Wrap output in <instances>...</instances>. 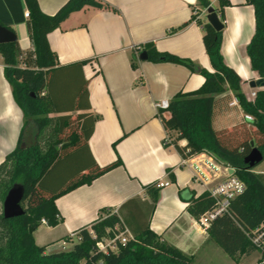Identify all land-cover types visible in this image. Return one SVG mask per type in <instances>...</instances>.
<instances>
[{
    "label": "crops",
    "instance_id": "crops-1",
    "mask_svg": "<svg viewBox=\"0 0 264 264\" xmlns=\"http://www.w3.org/2000/svg\"><path fill=\"white\" fill-rule=\"evenodd\" d=\"M67 1L37 3L42 13L51 16ZM98 1L106 9L86 8L72 13L47 40L59 66L88 61L83 65V75L88 80L89 112L95 118L89 152L100 167L117 159L121 166L59 197L55 205L61 223L56 227L41 224L33 233L34 241L38 229H46L50 241L58 245L104 217L102 210H107L118 215L132 237L147 227L161 242L192 257V264H251L252 260L246 259L261 258L258 252L237 261L222 256L209 241L207 230H202L187 212L190 199L200 196L205 188L182 164L173 145L177 133L163 128L155 104L170 101L179 92L197 90L203 77L182 65L138 59L142 49L150 45L213 72L202 41L206 14L201 0ZM219 1L212 7L224 24L221 53L249 97L254 90L248 83L258 78L246 56L255 29L253 7L245 0H226L227 5L220 8ZM25 12L23 0H0V23L13 30L23 55L32 49ZM244 116L233 92L215 97V131L243 123ZM22 126L23 115L13 100L0 55V164L14 150ZM185 145V140L177 142L181 148ZM157 182L169 185L158 189L152 207L146 187ZM35 243L45 247L46 253L52 247V243Z\"/></svg>",
    "mask_w": 264,
    "mask_h": 264
},
{
    "label": "trees",
    "instance_id": "trees-1",
    "mask_svg": "<svg viewBox=\"0 0 264 264\" xmlns=\"http://www.w3.org/2000/svg\"><path fill=\"white\" fill-rule=\"evenodd\" d=\"M23 1L32 49L23 55L17 41L0 45L5 79L23 115L17 144L0 164V202L19 183L25 188L26 208L19 218L6 220L0 215V264H192V257L161 242L147 227L133 235L135 241L124 246L118 244L115 252H101L98 244L123 230L118 215L107 210H102L104 217L77 231V241L69 251L46 253L45 247L36 245L33 233L42 221L48 227L61 223L55 205L59 197L90 185L121 166V162L117 159L100 167L89 152L95 118L89 112L88 80L83 75V65L88 61L59 66L47 40L72 13L106 7L98 0H68L49 16L41 12L37 0ZM245 1L253 7L255 18L246 56L250 70L258 78H264V0ZM225 5L226 0L219 1L220 8ZM201 6L207 8L209 1L201 0ZM0 26L14 34L10 28L1 23ZM202 30L203 46L213 72L172 54L158 52L150 45L142 51L148 61L182 65L204 79L197 90L177 93L167 109L157 111V116L165 130L176 131L173 145L182 158L205 153L234 169V176L243 182L245 190L230 203L228 213L216 217L207 229L209 241L237 261L241 256L258 252L248 235L264 225V180L253 172L258 165L249 168L244 163L251 151L250 142L264 154V89L254 90L255 98L248 100L242 92L241 79L225 64L221 53L222 32H216L206 22ZM228 90L253 121L215 131L212 127L215 97ZM180 140L186 141L182 148L177 146ZM146 191L154 207L158 189L152 184ZM214 207V200L204 192L190 199L187 212L198 221ZM30 229L34 230L32 234ZM260 256L264 259V255Z\"/></svg>",
    "mask_w": 264,
    "mask_h": 264
},
{
    "label": "built area",
    "instance_id": "built-area-1",
    "mask_svg": "<svg viewBox=\"0 0 264 264\" xmlns=\"http://www.w3.org/2000/svg\"><path fill=\"white\" fill-rule=\"evenodd\" d=\"M217 1L219 0H209V6L212 7ZM207 8L203 10V13L206 14ZM25 17L28 18L27 11L25 12ZM254 98L255 92L252 91L249 94L248 100L252 101ZM168 107L169 101L166 100L155 104L157 110L167 109ZM244 119L249 123L253 121V118L249 115H245ZM182 164L191 169L194 180L203 185L205 192H207L210 198L215 202L214 209L204 214L197 221L202 230H207L210 223L216 217L228 213L230 203L244 192L245 186L234 174L230 173L232 168L223 166L205 153L182 158ZM168 185V182H157L154 184V187L160 189ZM42 223L45 224L44 221H42ZM71 237H75V235L73 234ZM248 237L258 253L264 255V225L253 230ZM130 241L135 240L127 230L123 228L122 231L114 234L113 237L103 239V241L98 244V248L103 253L115 252L118 244L124 246Z\"/></svg>",
    "mask_w": 264,
    "mask_h": 264
},
{
    "label": "water",
    "instance_id": "water-1",
    "mask_svg": "<svg viewBox=\"0 0 264 264\" xmlns=\"http://www.w3.org/2000/svg\"><path fill=\"white\" fill-rule=\"evenodd\" d=\"M206 23L209 24L216 32H222L224 30V24L220 20L216 10L209 6L206 9L205 16ZM16 41V37L13 33L6 30L2 26H0V45H5L9 43H13ZM139 61L147 60V55L145 52H141L138 57ZM248 86L250 89L261 90L264 89V78H257L249 81ZM251 151L245 157L244 163L249 168H254L255 166L261 164L263 162L264 156L262 153L254 147V143L250 142ZM231 174H234V170H230ZM188 195V192L184 193ZM25 196V188L22 184L16 183L14 184L6 194L3 202H2V217L6 220L19 218L24 215L25 211L22 208V203L24 202ZM34 232L33 229L29 230V233L32 234Z\"/></svg>",
    "mask_w": 264,
    "mask_h": 264
},
{
    "label": "rangeland",
    "instance_id": "rangeland-1",
    "mask_svg": "<svg viewBox=\"0 0 264 264\" xmlns=\"http://www.w3.org/2000/svg\"><path fill=\"white\" fill-rule=\"evenodd\" d=\"M22 67V65L20 66ZM247 124H249V122H246V121H243ZM264 156V154H263ZM253 172L254 174L260 176L263 180H264V159H263V162L258 165L257 167H255L253 169ZM22 208L25 209L26 208V202H23L22 203ZM0 215H2V202H0ZM49 231L46 230V229H38V231L34 234V237H35V241L37 243H41V242H45V243H52V241H50V237H49ZM76 236V235H75ZM48 241V242H46ZM76 237H70V238H67L66 240L62 241L61 243H59L57 245V242L56 243H52L50 245V249L48 250V253H54L55 251H69L70 249H72V247L74 246V244L76 243ZM55 245V246H54ZM222 252V251H221ZM225 254L222 252V256H224ZM254 257H252V259L248 258L246 259V261H251V264H255L254 263ZM257 259V264H264L263 262V259H261L259 256H256ZM255 257V258H256Z\"/></svg>",
    "mask_w": 264,
    "mask_h": 264
}]
</instances>
